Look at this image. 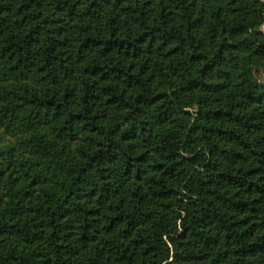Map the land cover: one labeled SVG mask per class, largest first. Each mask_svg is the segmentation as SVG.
Segmentation results:
<instances>
[{"label":"trees","instance_id":"1","mask_svg":"<svg viewBox=\"0 0 264 264\" xmlns=\"http://www.w3.org/2000/svg\"><path fill=\"white\" fill-rule=\"evenodd\" d=\"M264 0H0V264H264Z\"/></svg>","mask_w":264,"mask_h":264},{"label":"rangeland","instance_id":"2","mask_svg":"<svg viewBox=\"0 0 264 264\" xmlns=\"http://www.w3.org/2000/svg\"><path fill=\"white\" fill-rule=\"evenodd\" d=\"M255 77L258 81L264 82V68L255 71ZM19 133L6 127L0 121V146L6 145V149L10 150L14 155L19 151Z\"/></svg>","mask_w":264,"mask_h":264}]
</instances>
